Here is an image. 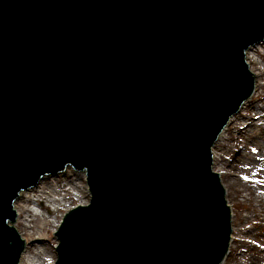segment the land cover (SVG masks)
Returning <instances> with one entry per match:
<instances>
[{
    "label": "water",
    "instance_id": "1",
    "mask_svg": "<svg viewBox=\"0 0 264 264\" xmlns=\"http://www.w3.org/2000/svg\"><path fill=\"white\" fill-rule=\"evenodd\" d=\"M262 41L264 0H0V264L24 252L20 192L67 167L90 199L53 264H222L212 148L254 93Z\"/></svg>",
    "mask_w": 264,
    "mask_h": 264
},
{
    "label": "rangeland",
    "instance_id": "2",
    "mask_svg": "<svg viewBox=\"0 0 264 264\" xmlns=\"http://www.w3.org/2000/svg\"><path fill=\"white\" fill-rule=\"evenodd\" d=\"M256 56L261 99L256 97L249 102L245 111L247 118L230 124L225 142L217 147L216 170L222 173L235 215L233 242L223 264H264V45L259 46ZM69 180L78 183V196H67L64 204L50 214L48 208L38 202L37 212L50 215L49 219L29 213L27 223L31 227L26 230L39 241L28 246V253L37 264L55 261L56 225L64 213L89 200L82 174L71 171L69 175L56 177L54 183L67 184Z\"/></svg>",
    "mask_w": 264,
    "mask_h": 264
},
{
    "label": "bare ground",
    "instance_id": "3",
    "mask_svg": "<svg viewBox=\"0 0 264 264\" xmlns=\"http://www.w3.org/2000/svg\"><path fill=\"white\" fill-rule=\"evenodd\" d=\"M258 49L259 47L255 46L248 53V56H249L248 60H249V63L252 69H253V66L257 65L258 63L257 56H256V51H258ZM253 71H255L257 75L254 94L252 95L250 99L244 102L240 110L231 118L229 122V126L230 124H233L236 120H242V119L247 118L245 111H246V108L249 102H251L253 98L257 97L258 99H261V94H258V90L260 89V86H261L259 84L260 74L254 69ZM229 126L226 128L224 132H222V134L218 138V141L214 148L215 160L217 159V147L219 146V144L222 145L225 142V139H226L225 134L228 131ZM70 171H71L70 169H67L63 171L62 173L50 174L44 177L43 179H41L38 185L34 187V189L23 191L19 197L20 199H18L17 202L15 203V208L18 214L16 225H17L19 233L21 234L23 239L26 241V249L22 255V258L19 264H37V261L35 260V258H33L28 253V246L32 242L39 241L33 238L32 234L26 230L27 228L31 227L27 223L29 222L28 221V217H30L29 213H33L34 215H38V216H41L47 219H49L50 217V215L48 214H47L48 216H46L45 214L41 215L40 213L37 212L38 210L37 207L39 205L38 202H41L43 205H45L48 208V212L50 214L52 212L57 211L58 208L64 204V201L66 200L67 196L69 195L78 196L79 195V191H78L79 187L77 185L78 184L77 182L74 183L71 180H69L67 184H58L57 182L54 183V181L56 180V177L60 175H64V176L69 175ZM52 178H55V179H52ZM65 185L67 186L69 185V188H65L66 187ZM20 223L22 224L21 226H20Z\"/></svg>",
    "mask_w": 264,
    "mask_h": 264
}]
</instances>
